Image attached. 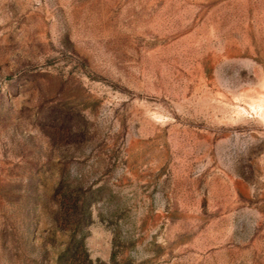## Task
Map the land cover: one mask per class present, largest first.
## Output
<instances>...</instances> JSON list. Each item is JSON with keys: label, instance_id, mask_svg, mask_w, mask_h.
Here are the masks:
<instances>
[{"label": "rangeland", "instance_id": "rangeland-1", "mask_svg": "<svg viewBox=\"0 0 264 264\" xmlns=\"http://www.w3.org/2000/svg\"><path fill=\"white\" fill-rule=\"evenodd\" d=\"M0 264H264V0H0Z\"/></svg>", "mask_w": 264, "mask_h": 264}]
</instances>
